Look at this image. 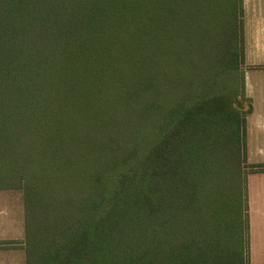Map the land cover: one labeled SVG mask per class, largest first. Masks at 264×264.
Masks as SVG:
<instances>
[{"label":"trees","instance_id":"obj_1","mask_svg":"<svg viewBox=\"0 0 264 264\" xmlns=\"http://www.w3.org/2000/svg\"><path fill=\"white\" fill-rule=\"evenodd\" d=\"M244 58L243 0H0V190L21 192L26 264H248ZM130 97L132 159L100 137Z\"/></svg>","mask_w":264,"mask_h":264},{"label":"crops","instance_id":"obj_2","mask_svg":"<svg viewBox=\"0 0 264 264\" xmlns=\"http://www.w3.org/2000/svg\"><path fill=\"white\" fill-rule=\"evenodd\" d=\"M249 164L264 165V0H243ZM248 264H264V168L247 173ZM0 190V264H26L22 196Z\"/></svg>","mask_w":264,"mask_h":264},{"label":"rangeland","instance_id":"obj_3","mask_svg":"<svg viewBox=\"0 0 264 264\" xmlns=\"http://www.w3.org/2000/svg\"><path fill=\"white\" fill-rule=\"evenodd\" d=\"M245 64H242V68L243 70H245ZM133 82H129V87L130 85H132ZM137 100H135L134 98L129 99V128H101L100 129V137L101 138V142L105 143H112L114 144V146L116 145H122L125 146L129 149V156L132 159L133 158V152L136 153V157L138 156L139 150H141L144 145L146 144V137H147V132H146V128H132V123L134 124L136 119L137 121H139L138 117L135 115L134 112H136L133 109V105L136 103ZM247 102L244 103V107L246 108ZM249 163L246 164V169L249 171L250 167H249ZM20 191L17 190L16 191V199L19 196ZM22 210H23V206H22ZM23 218H24V214H23ZM24 228V227H23ZM24 236V234H23Z\"/></svg>","mask_w":264,"mask_h":264}]
</instances>
